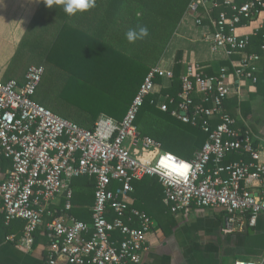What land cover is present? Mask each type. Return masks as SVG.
Instances as JSON below:
<instances>
[{"label": "built area", "instance_id": "1", "mask_svg": "<svg viewBox=\"0 0 264 264\" xmlns=\"http://www.w3.org/2000/svg\"><path fill=\"white\" fill-rule=\"evenodd\" d=\"M198 6L207 13L217 10L214 18L209 15L213 50L239 60L216 76H205L199 65L189 66L177 97L161 96L155 103L161 112L206 135L189 160L164 151L135 125L144 102L159 92L157 79L172 78L162 64L149 70L121 121L99 116L92 131L34 100L43 66H29L21 84L0 81V154L11 163L0 182V214L4 225L23 222L19 248L30 251L34 234L43 232L48 264H141L153 222L132 207V183L146 177L157 178L171 214L222 212L225 235L255 226L264 213V138L237 129L224 103L236 94V81L258 83L260 57L246 51L251 37L263 30L264 0H192L188 12H197ZM196 24L201 25L199 17ZM248 28L250 34L240 32ZM260 49L264 51V43ZM165 154L189 164L186 178L161 173L159 160ZM233 156L235 160L226 162ZM83 177L93 180L89 222L69 213L71 183Z\"/></svg>", "mask_w": 264, "mask_h": 264}, {"label": "trees", "instance_id": "2", "mask_svg": "<svg viewBox=\"0 0 264 264\" xmlns=\"http://www.w3.org/2000/svg\"><path fill=\"white\" fill-rule=\"evenodd\" d=\"M192 0H96V6L84 13L68 16L63 6L41 0L23 36L11 67L43 66L45 74L39 86L41 94L34 100L53 114L92 131L99 116L121 121L149 70L161 64L170 41ZM197 13H202L197 10ZM201 18L200 15H198ZM137 25L146 26L149 35L142 41L129 44L125 33ZM246 53L262 55L264 27L251 38ZM29 67V66H28ZM181 52H177L171 86L151 95L140 108L135 125L142 136L161 143L164 151L189 160L200 150L206 135L199 129L182 124L169 113L156 108L161 96L177 97L181 77ZM205 76L214 73L204 72ZM264 78L258 86L264 87ZM157 79V83H160ZM36 96V95H35ZM153 103L151 104V102ZM66 104L71 106L66 107ZM236 100L232 101L233 109ZM236 157H230L229 162ZM84 182L80 195L73 193L72 205L84 206L94 202L93 180ZM73 180V181H75ZM71 188H74V183ZM155 177L132 183L135 208L146 212L150 199L163 198L162 188ZM73 191V190H72ZM77 198V199H75ZM93 201V202H92ZM93 205V204H92ZM73 208L69 213L78 220L86 219ZM150 216L149 212H146ZM89 217V218H88ZM23 223V222H22Z\"/></svg>", "mask_w": 264, "mask_h": 264}, {"label": "crops", "instance_id": "3", "mask_svg": "<svg viewBox=\"0 0 264 264\" xmlns=\"http://www.w3.org/2000/svg\"><path fill=\"white\" fill-rule=\"evenodd\" d=\"M40 2L41 0H0L1 82L14 80L21 84L24 81L28 66L18 63L11 67V63ZM198 10L202 13L188 12L180 21L165 53L167 63L164 64L163 59L161 60L165 69L172 71L177 52H181L183 73H186L189 66L199 65L203 68V74L208 70L219 74L222 69L231 68L238 62L239 58L236 56L227 57L224 52L214 51L209 42V15L214 18L217 10L207 13L201 6H198ZM198 15L201 16V25L196 24ZM251 29L240 32L250 34ZM261 53V56L258 54L260 58L256 64L258 80L264 78V51ZM159 84L160 91L170 88L171 81L162 80ZM260 86L258 83L252 86L247 81H236V94L225 101L224 109L235 121L237 129H247L254 136L264 138V87ZM234 100L236 106L233 109ZM10 168L11 163L0 154V182L5 179ZM73 183L75 195L86 190L83 188L84 182L75 180ZM132 199V207L135 208L136 198L133 194ZM92 204H77V211L83 213L78 215L81 219L87 218L84 213L90 210ZM146 212L150 213L148 217L152 220L153 227L142 251L141 264H234L236 261L264 264V213L258 216L254 227L246 226L242 231L225 235L222 229L226 215L219 211L192 209L186 217L182 214L174 215L162 200L155 198L147 201ZM22 231V222L14 221L4 225L0 214V264H48L45 258L47 236L43 232H36L33 246L27 251L17 245L16 240L21 237Z\"/></svg>", "mask_w": 264, "mask_h": 264}, {"label": "clouds", "instance_id": "4", "mask_svg": "<svg viewBox=\"0 0 264 264\" xmlns=\"http://www.w3.org/2000/svg\"><path fill=\"white\" fill-rule=\"evenodd\" d=\"M53 3L63 6V11L68 16H74L77 13H84L96 6V0H47V6L51 7ZM149 35L146 26L137 25L135 28H129L125 33V39L129 44L136 41H142ZM189 164L179 160L171 154H165L159 160V168L162 174L175 177L177 180L186 178L189 171Z\"/></svg>", "mask_w": 264, "mask_h": 264}, {"label": "rangeland", "instance_id": "5", "mask_svg": "<svg viewBox=\"0 0 264 264\" xmlns=\"http://www.w3.org/2000/svg\"><path fill=\"white\" fill-rule=\"evenodd\" d=\"M168 49V48H167ZM167 51V50H166ZM166 53V52H165ZM164 53V55H163V57H162V59H163V63L164 64H166L167 63V61H166V58H167V55ZM24 64H29L28 66H31V65H34V62H32V61H30L29 59L28 60H26V61H24ZM165 67V66H164ZM41 94V92L39 91V88H38V90H37V92H36V96H35V99L36 98H38V96ZM68 106H71V104H66V107H68ZM138 154H141V152L140 151H138ZM142 155V154H141ZM142 157H140V159H141Z\"/></svg>", "mask_w": 264, "mask_h": 264}]
</instances>
